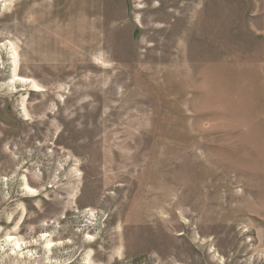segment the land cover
Here are the masks:
<instances>
[{"label": "rangeland", "instance_id": "rangeland-1", "mask_svg": "<svg viewBox=\"0 0 264 264\" xmlns=\"http://www.w3.org/2000/svg\"><path fill=\"white\" fill-rule=\"evenodd\" d=\"M172 4L0 0V264H264V0Z\"/></svg>", "mask_w": 264, "mask_h": 264}, {"label": "bare ground", "instance_id": "bare-ground-1", "mask_svg": "<svg viewBox=\"0 0 264 264\" xmlns=\"http://www.w3.org/2000/svg\"><path fill=\"white\" fill-rule=\"evenodd\" d=\"M162 1H163L164 5H161V7L159 9H153V10L149 9L148 11H152L153 13H155V15H160V16H156L155 17V19H154L155 22H161V23H165L166 24L167 20H168V16H167L166 9H165V8H167V6L165 4L167 2H169V3H173L172 5H174V4H177V0H162ZM183 18H184V16L183 17H178L177 20L180 22L181 19L183 21ZM161 31H158V32H161ZM144 32H147V30L144 29Z\"/></svg>", "mask_w": 264, "mask_h": 264}]
</instances>
